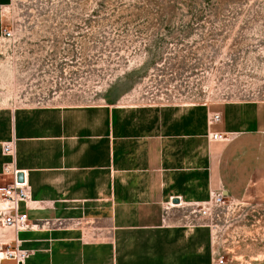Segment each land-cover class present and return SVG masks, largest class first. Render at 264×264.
<instances>
[{
	"label": "rangeland",
	"instance_id": "1",
	"mask_svg": "<svg viewBox=\"0 0 264 264\" xmlns=\"http://www.w3.org/2000/svg\"><path fill=\"white\" fill-rule=\"evenodd\" d=\"M69 106L75 129L61 119L72 116ZM13 107L34 123L18 124L10 139ZM41 115L48 117L47 140L40 138ZM255 117L264 122V0H0V187L14 181L21 148L37 165L75 158L95 167L92 187L34 190L65 204L63 217L50 223L5 225L11 203L0 196V264L3 247L45 226L65 236L79 231L98 245L111 228L120 264H208L219 255L229 264H264V195L238 199L211 190L207 161L216 128L229 127L232 136ZM121 133L143 138L147 150L153 133H170L176 163L179 150L186 164L191 158L189 171L176 173L184 203L168 200L165 218L124 231L114 219L107 171L109 134ZM221 191L225 201L203 215L201 207ZM28 195L20 206L29 188Z\"/></svg>",
	"mask_w": 264,
	"mask_h": 264
},
{
	"label": "crops",
	"instance_id": "2",
	"mask_svg": "<svg viewBox=\"0 0 264 264\" xmlns=\"http://www.w3.org/2000/svg\"><path fill=\"white\" fill-rule=\"evenodd\" d=\"M67 109H71L72 116L70 118L62 116L61 119L71 121L75 129V106H69ZM23 114L21 117L16 107L8 113V138L16 137L18 124L31 126L34 123L31 114L28 115L26 111ZM39 124L41 128L45 127L40 138L47 140L48 117L41 115ZM229 130V127L216 128L215 132L223 134L227 139L213 140L209 144V152L207 150L211 190L215 192L222 190L228 196L238 199L264 195V147L258 143V138L264 134V122L257 117L248 118L245 129L227 136ZM74 136L75 131H72L70 138L75 140ZM151 136L150 150H147L143 138L138 140L122 133L116 137L109 134L110 156L107 167L109 199L113 201L114 219L118 221L120 231L139 228L144 221L159 222L162 217L165 218V205L170 200L174 203V199L179 198L180 204L185 201L186 189L184 184L182 187L181 183H177L176 173L184 174L186 169L189 171L190 154L186 164V152L183 150L181 154L179 150L177 157H181V160L176 163V157L171 155L175 142L172 135L153 133ZM21 139L27 141L35 138L24 134ZM149 155L150 163L145 160ZM35 157L29 149L21 148L17 152L16 164L19 165L17 167L19 172L24 173L28 188L32 190L30 200L25 205L22 203L20 209L28 214L29 221L36 226L37 222L50 223L61 219L65 204L59 197H48L39 193L37 195L34 190H75L92 187L93 185L89 183L95 174V167L89 163H81L75 158L72 162L60 166L49 164L45 158L37 165ZM184 180L185 177L183 182ZM109 232V239L98 245L85 239L88 235L83 233L81 235L79 231L75 230V235L74 231H71L73 235L65 236L63 230L45 226L31 230L32 236L22 239L21 247L31 252L26 264H120L113 259L111 228ZM253 264L262 263L255 260Z\"/></svg>",
	"mask_w": 264,
	"mask_h": 264
},
{
	"label": "built area",
	"instance_id": "3",
	"mask_svg": "<svg viewBox=\"0 0 264 264\" xmlns=\"http://www.w3.org/2000/svg\"><path fill=\"white\" fill-rule=\"evenodd\" d=\"M13 32L4 29L2 30V35L10 38ZM215 122L221 121V115L215 114L213 116ZM213 138L215 140H226L223 134L219 132H214ZM5 150L7 152L13 153L14 148L11 144L6 146ZM9 169V168H8ZM11 171V169L9 170ZM19 169L13 168L12 174L14 176V181L6 186L0 187V196L6 197V199L11 203L10 213L6 214L2 221L5 225L14 227L19 230L28 226V214L20 209V203L29 198L28 186L26 182H18L17 174ZM226 199V195L221 191L215 194L214 198L203 205L200 209L203 215H209L210 210L213 206L222 204ZM31 252L27 249L21 247V241L16 240L14 243L8 244L2 248L3 261L2 264H26ZM208 264H229V259L225 255H219L214 261Z\"/></svg>",
	"mask_w": 264,
	"mask_h": 264
},
{
	"label": "water",
	"instance_id": "4",
	"mask_svg": "<svg viewBox=\"0 0 264 264\" xmlns=\"http://www.w3.org/2000/svg\"><path fill=\"white\" fill-rule=\"evenodd\" d=\"M17 181L18 182H25V175H24V173L22 171L18 172ZM174 202L178 203V202H180V199L179 198H175Z\"/></svg>",
	"mask_w": 264,
	"mask_h": 264
},
{
	"label": "bare ground",
	"instance_id": "5",
	"mask_svg": "<svg viewBox=\"0 0 264 264\" xmlns=\"http://www.w3.org/2000/svg\"><path fill=\"white\" fill-rule=\"evenodd\" d=\"M176 204V203H175ZM174 205V204H173ZM174 206H176V205H174ZM177 206H179V205H177Z\"/></svg>",
	"mask_w": 264,
	"mask_h": 264
}]
</instances>
